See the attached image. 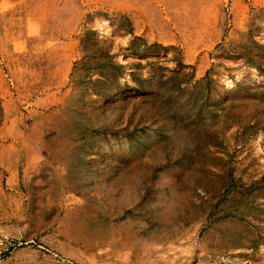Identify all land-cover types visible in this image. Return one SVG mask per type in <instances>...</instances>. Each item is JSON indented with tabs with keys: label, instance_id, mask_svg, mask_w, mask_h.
I'll return each mask as SVG.
<instances>
[{
	"label": "rangeland",
	"instance_id": "374dc122",
	"mask_svg": "<svg viewBox=\"0 0 264 264\" xmlns=\"http://www.w3.org/2000/svg\"><path fill=\"white\" fill-rule=\"evenodd\" d=\"M0 264H264V0H0Z\"/></svg>",
	"mask_w": 264,
	"mask_h": 264
},
{
	"label": "bare ground",
	"instance_id": "6f19581e",
	"mask_svg": "<svg viewBox=\"0 0 264 264\" xmlns=\"http://www.w3.org/2000/svg\"><path fill=\"white\" fill-rule=\"evenodd\" d=\"M261 1V0H260ZM243 9V8H242ZM249 16V15H248ZM243 19V18H242ZM237 21V20H236ZM235 25V24H233ZM215 39V38H214ZM151 41V40H150ZM221 42V41H220ZM202 46V45H201ZM199 48V47H198ZM187 52V51H186ZM194 58V57H193ZM214 58V57H213ZM188 59V58H187ZM207 63V62H206ZM194 66V65H193ZM205 67V66H204ZM208 67V66H207ZM103 112V111H102ZM211 130V129H210ZM196 175V174H195ZM63 176V175H62ZM204 194V193H203ZM209 194V193H208ZM191 216V215H190Z\"/></svg>",
	"mask_w": 264,
	"mask_h": 264
}]
</instances>
